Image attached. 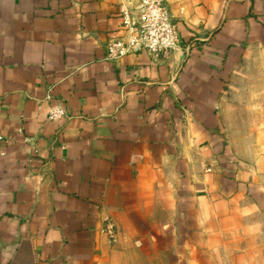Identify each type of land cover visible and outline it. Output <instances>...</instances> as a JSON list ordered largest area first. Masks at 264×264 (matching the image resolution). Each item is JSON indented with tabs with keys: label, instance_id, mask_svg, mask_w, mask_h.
<instances>
[{
	"label": "crops",
	"instance_id": "1",
	"mask_svg": "<svg viewBox=\"0 0 264 264\" xmlns=\"http://www.w3.org/2000/svg\"><path fill=\"white\" fill-rule=\"evenodd\" d=\"M163 2L0 0V264H264V0Z\"/></svg>",
	"mask_w": 264,
	"mask_h": 264
},
{
	"label": "built area",
	"instance_id": "2",
	"mask_svg": "<svg viewBox=\"0 0 264 264\" xmlns=\"http://www.w3.org/2000/svg\"><path fill=\"white\" fill-rule=\"evenodd\" d=\"M117 3L124 34L106 41L104 49L107 60L120 58L127 53L144 51L156 54L178 47L176 24L163 0H117ZM63 114L62 109L51 108L47 117L57 119ZM103 231L112 236L113 224L106 222Z\"/></svg>",
	"mask_w": 264,
	"mask_h": 264
}]
</instances>
